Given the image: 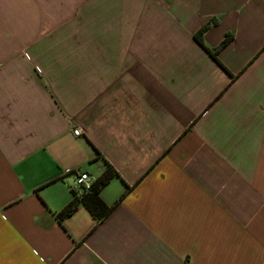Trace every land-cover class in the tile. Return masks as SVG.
<instances>
[{
    "label": "crops",
    "instance_id": "obj_1",
    "mask_svg": "<svg viewBox=\"0 0 264 264\" xmlns=\"http://www.w3.org/2000/svg\"><path fill=\"white\" fill-rule=\"evenodd\" d=\"M0 264H264V0H0Z\"/></svg>",
    "mask_w": 264,
    "mask_h": 264
},
{
    "label": "trees",
    "instance_id": "obj_2",
    "mask_svg": "<svg viewBox=\"0 0 264 264\" xmlns=\"http://www.w3.org/2000/svg\"><path fill=\"white\" fill-rule=\"evenodd\" d=\"M208 26L209 24H205L203 28H201V30L195 35V38L200 44H202V34L208 28ZM229 38L230 36H227L221 45H224L226 42H228ZM215 51H217V49ZM215 51L209 52H211V54L215 57ZM104 161L106 165L104 171L95 179L89 188L83 186L79 188H73V198L59 212V216L61 218L73 213L80 202H82L91 211V213L99 219L109 212L110 207L102 200L99 194L102 187L113 177L118 175V173L110 162L107 160Z\"/></svg>",
    "mask_w": 264,
    "mask_h": 264
},
{
    "label": "built area",
    "instance_id": "obj_3",
    "mask_svg": "<svg viewBox=\"0 0 264 264\" xmlns=\"http://www.w3.org/2000/svg\"><path fill=\"white\" fill-rule=\"evenodd\" d=\"M75 135H81L82 130L79 127L73 129ZM96 178L91 176L88 172L80 171L76 177L75 188L86 187L89 188Z\"/></svg>",
    "mask_w": 264,
    "mask_h": 264
}]
</instances>
